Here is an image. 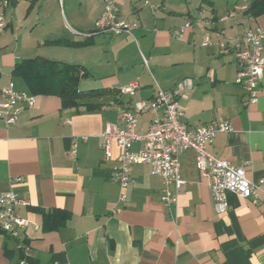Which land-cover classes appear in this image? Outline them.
Masks as SVG:
<instances>
[{
  "label": "crops",
  "instance_id": "obj_1",
  "mask_svg": "<svg viewBox=\"0 0 264 264\" xmlns=\"http://www.w3.org/2000/svg\"><path fill=\"white\" fill-rule=\"evenodd\" d=\"M115 1L120 19L138 24L131 34L95 32L102 0L0 4L6 23L0 88L11 82L35 96L15 124L0 118V195L13 192L24 201L17 210L26 220L15 236L0 228V264H264V73L257 100L249 102L235 83V49L219 46L223 36L264 27V15L245 13L252 0L223 7L213 0ZM228 10L234 14L221 20ZM24 60L78 66V89L85 91L79 104L64 107L56 93L34 92L12 73ZM182 79L193 85L178 99L182 121L189 127L230 122L231 131L216 133L206 149L262 181L258 202L230 193L227 210L218 213L193 150L179 156L185 183L169 186L175 196L169 206L161 177L147 163L132 166L125 190L113 179L120 150L112 140L105 158V124L153 98L154 82L171 91ZM132 82L138 83L133 95L119 93ZM159 114L160 108L141 112L136 132L147 131Z\"/></svg>",
  "mask_w": 264,
  "mask_h": 264
},
{
  "label": "built area",
  "instance_id": "obj_2",
  "mask_svg": "<svg viewBox=\"0 0 264 264\" xmlns=\"http://www.w3.org/2000/svg\"><path fill=\"white\" fill-rule=\"evenodd\" d=\"M9 0H0L5 7ZM103 10L95 22V32H107L112 34L128 33L138 26L137 22H127L118 16V6L115 0H102ZM148 3L147 0L144 1ZM234 14L233 10L226 11L221 20H225ZM191 25L187 21L178 28L177 34L181 36L186 28ZM4 15L0 13V34L5 30ZM208 41L203 36L204 44ZM221 48L231 47L235 49L237 71L235 83L241 86L248 96L249 102L257 100V85L264 73V27L249 29L237 36H223L219 41ZM145 64L147 61L143 58ZM156 93L153 98L139 100L131 109H124L120 113L119 122H107L101 134V148L105 158L110 157L112 140L120 150L119 163L113 173V179L125 190L131 183L130 170L134 164L147 163L150 172L159 175L163 183L162 201L169 206L175 201L169 186L181 188L185 180L179 173V156L186 150H193L195 165L198 171L208 181L213 206L218 213L227 210V195L235 193L242 198H250L258 202V192L262 181L250 180L243 166H237L228 160L218 158L210 154L206 145L210 143L218 132L231 131L229 121H213L208 124L189 127L183 121V109L178 99L184 91L192 88L188 79H182L171 91L162 90L154 82ZM138 89V83L132 82L121 86L120 94L133 95ZM35 96L26 91L15 89L13 83L0 88V118L6 125L15 124L19 113L25 108L32 107ZM161 109V114L154 117L150 128L143 132H136L138 116L141 112ZM138 142L141 147L133 150V143ZM15 178L14 180H16ZM125 199L123 192L119 200ZM21 201L13 192L0 195V228L11 236H15L26 225L17 210Z\"/></svg>",
  "mask_w": 264,
  "mask_h": 264
},
{
  "label": "trees",
  "instance_id": "obj_3",
  "mask_svg": "<svg viewBox=\"0 0 264 264\" xmlns=\"http://www.w3.org/2000/svg\"><path fill=\"white\" fill-rule=\"evenodd\" d=\"M245 13L252 17L264 15V0H252ZM79 67L57 61H40L32 64L24 60L12 70L22 75L36 93H56L62 106L72 107L79 104L85 91L78 89Z\"/></svg>",
  "mask_w": 264,
  "mask_h": 264
},
{
  "label": "rangeland",
  "instance_id": "obj_4",
  "mask_svg": "<svg viewBox=\"0 0 264 264\" xmlns=\"http://www.w3.org/2000/svg\"><path fill=\"white\" fill-rule=\"evenodd\" d=\"M213 1L218 3L219 7H223V6L227 5L228 3L229 4L235 3L236 0H213ZM195 3H198V2L195 1Z\"/></svg>",
  "mask_w": 264,
  "mask_h": 264
},
{
  "label": "water",
  "instance_id": "obj_5",
  "mask_svg": "<svg viewBox=\"0 0 264 264\" xmlns=\"http://www.w3.org/2000/svg\"><path fill=\"white\" fill-rule=\"evenodd\" d=\"M19 253L22 254L21 250H19Z\"/></svg>",
  "mask_w": 264,
  "mask_h": 264
}]
</instances>
